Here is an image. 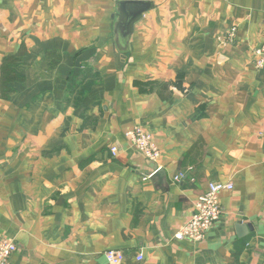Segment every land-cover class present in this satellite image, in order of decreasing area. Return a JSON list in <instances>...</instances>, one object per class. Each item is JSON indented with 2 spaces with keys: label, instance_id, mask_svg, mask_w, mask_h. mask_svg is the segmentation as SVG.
Masks as SVG:
<instances>
[{
  "label": "crops",
  "instance_id": "crops-1",
  "mask_svg": "<svg viewBox=\"0 0 264 264\" xmlns=\"http://www.w3.org/2000/svg\"><path fill=\"white\" fill-rule=\"evenodd\" d=\"M119 1L0 0V64L21 48L24 77L0 96L10 264H109L108 249L123 264H264V0H150L127 41ZM137 125L158 163L126 138ZM212 181L234 184L221 218L176 239Z\"/></svg>",
  "mask_w": 264,
  "mask_h": 264
},
{
  "label": "built area",
  "instance_id": "built-area-1",
  "mask_svg": "<svg viewBox=\"0 0 264 264\" xmlns=\"http://www.w3.org/2000/svg\"><path fill=\"white\" fill-rule=\"evenodd\" d=\"M237 27L231 28L225 36H218V40L223 46L233 42L236 35ZM254 62L257 68H264V44L253 49ZM264 135V128L261 131ZM130 145L139 153H141L148 161L158 163L161 157V149L158 146L153 135L149 133L143 126L137 125L126 133ZM112 154L118 152L117 146L111 147ZM158 170V168L156 169ZM153 173L147 177H151ZM185 173H179L175 178L181 181L185 178ZM146 177V178H147ZM232 182L212 181L209 188L201 194L196 203L194 211L189 220L179 228L175 233V238L179 240L187 239L190 241H203L210 229L217 223L223 213L220 202V194L226 190H233ZM17 250V244L14 239L0 233V264H10L13 253ZM105 257L109 264H123L124 254L119 250L108 249L105 251ZM142 253L137 255V261H143Z\"/></svg>",
  "mask_w": 264,
  "mask_h": 264
},
{
  "label": "water",
  "instance_id": "water-1",
  "mask_svg": "<svg viewBox=\"0 0 264 264\" xmlns=\"http://www.w3.org/2000/svg\"><path fill=\"white\" fill-rule=\"evenodd\" d=\"M150 0H120L117 5L115 27L122 40H129L144 15L153 9Z\"/></svg>",
  "mask_w": 264,
  "mask_h": 264
},
{
  "label": "trees",
  "instance_id": "trees-1",
  "mask_svg": "<svg viewBox=\"0 0 264 264\" xmlns=\"http://www.w3.org/2000/svg\"><path fill=\"white\" fill-rule=\"evenodd\" d=\"M22 50L8 56H5L1 60L0 64V96L4 99H8L10 95L15 92L12 84L18 81H24V77L18 71V64L20 63V57ZM55 52L48 54V57H54Z\"/></svg>",
  "mask_w": 264,
  "mask_h": 264
}]
</instances>
